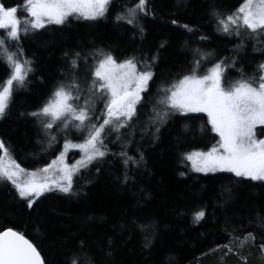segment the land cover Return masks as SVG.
<instances>
[{"label":"trees","instance_id":"1","mask_svg":"<svg viewBox=\"0 0 264 264\" xmlns=\"http://www.w3.org/2000/svg\"><path fill=\"white\" fill-rule=\"evenodd\" d=\"M136 3L109 0L101 17H68L19 40L0 30L31 68L0 116V142L10 154L0 150V165H19L21 176L48 166L64 144L87 137V129H46L50 118L32 115L60 80L84 76L87 87L98 60L109 55L152 73L135 114L124 127L105 126L104 156L72 173L69 191L60 190L68 183L63 177L49 192L23 198L12 181L0 180V231L24 235L44 264H264V182L190 172L183 156L215 143L206 116L168 112L161 119L153 108L159 91L192 75L203 57L207 69L221 64L223 78L249 74L250 68L260 73L264 41L218 32L220 19L234 14L242 0H146V11L133 18L128 12ZM0 5L19 9L24 0ZM10 73L11 65L0 59V85ZM78 95L72 103L84 106L88 93ZM92 101L90 123L99 126L101 91ZM199 211L204 217L197 221Z\"/></svg>","mask_w":264,"mask_h":264},{"label":"snow or ice","instance_id":"2","mask_svg":"<svg viewBox=\"0 0 264 264\" xmlns=\"http://www.w3.org/2000/svg\"><path fill=\"white\" fill-rule=\"evenodd\" d=\"M108 3L109 0H24V5L19 9L0 5V29H9L6 36L19 40L21 32L27 34L29 26L31 29H38L45 24H62L73 15L85 19L101 17L107 11ZM145 4L146 0H137L136 5L129 9L128 15L135 18L137 11L145 12ZM18 11L21 16L17 15ZM25 12L27 17L32 19L25 17ZM128 22L131 23L132 19ZM219 23L225 32L231 31L233 25L236 28L246 27L254 33L258 29L264 31V0H242L236 13L220 19ZM5 39V36H0V59H6L13 71L5 84L0 85V116H3L8 107L14 82L18 86L23 85L27 73L31 71L28 66L30 62L21 61L19 57L22 53L12 51ZM261 67L264 68V65ZM222 72L221 64H216L209 72L199 76L195 74L194 69L192 75L185 76L167 90L170 94L161 100V103L182 114L206 113L212 130L220 137L218 145L210 151L193 152L187 156L195 171H227L238 177L264 180V139H257L255 132L258 125L264 126V76L260 77V82L256 85L242 80L235 85L223 87ZM94 75L96 80L102 83L94 81L93 87L102 92L106 89V94H110L106 102L107 118L101 125L88 123L91 119L89 102L86 101L84 106L72 103L79 100V96H74L71 91L72 88H78L75 83L67 88L62 86L57 89L53 98L39 112L32 113L33 116L51 118L45 124L46 128H52L57 121H62L63 127H68L76 121L78 123L73 124V127L81 131L88 130L85 142L73 145L85 153L79 166H87L96 157L104 156L100 146L103 145L102 133L105 126L116 121L115 128L124 127L121 117L130 120L135 114L140 92L146 89L152 73H137L133 61L117 64L109 55L100 61ZM166 115L167 112L162 114ZM0 150H3L5 156L10 155L3 142H0ZM15 169L9 170L0 165V180L12 181L21 197L34 194L38 196L47 188L46 179L36 183L35 173H25L29 179L20 180L19 173L24 170L20 169L19 165H15ZM43 171L47 172L48 169ZM72 171L70 168L65 172L64 178L68 183L60 188L61 191H69ZM203 217L204 212L199 211L194 219L199 221ZM0 264H43V261L32 243L16 231L7 229L0 231ZM73 264H76L75 260Z\"/></svg>","mask_w":264,"mask_h":264},{"label":"rangeland","instance_id":"3","mask_svg":"<svg viewBox=\"0 0 264 264\" xmlns=\"http://www.w3.org/2000/svg\"><path fill=\"white\" fill-rule=\"evenodd\" d=\"M242 4V3H241ZM241 4L238 6L237 10L239 9V7L241 6ZM236 10V11H237ZM21 14L20 11L17 12V14ZM236 13V12H235ZM22 15V14H21ZM23 15L25 17H27V13H23ZM28 19H32L31 17H27ZM69 18H77V19H80V20H92V19H85L81 16H77V15H73V16H69ZM47 25H60V24H45V26ZM44 26V27H45ZM38 28V29H31L30 26H29V31L27 32V34H24L23 32H21V35H28V36H32V35H36V34H42L43 33V28ZM0 30H3L4 33L6 34L9 29H0ZM218 32L223 35V36H227V37H231L232 35H238V36H243V40L244 41H247V42H251L253 40H261V41H264V31L262 30H257V32H252L250 29H247L246 27H239V28H236L235 25L232 26V30L229 31V32H225L223 31L222 29V26L219 25L218 26ZM11 39V38H9ZM244 54V53H242ZM104 57L100 58L98 60V62L96 63L95 65V68H94V71H93V74H92V77L95 78V80L93 81H90L89 82V85L86 87V80L84 78V74L86 73V71L82 72V76H83V81L82 79H79V81H76L75 79L72 78V83H69V82H66L64 81L63 79L60 80V85L57 86V89H59L60 87L64 86V87H68L69 85H72L73 83H75L76 85H78V88H72L71 91L73 93V95H78L79 93H81L82 91H85L86 93H88V97L86 99H84V101L86 102H89L88 103V106L92 104V100L93 98L95 97L96 93L100 92L99 89L97 88H94L93 87V82L95 81L96 83H102L101 81H97L96 80V77L94 75L95 73V69L96 67L98 66V64L100 63L101 60H103ZM6 63L8 64V66H10V64L7 62V60L5 59ZM117 64H122L126 61H129V60H125V61H116L114 60ZM136 65V64H135ZM216 64H214L213 66H210L208 69H207V65L205 63V58L203 57V59L201 60V63L197 65V68L202 70L201 72H198V69L195 70V73H202L201 75H203L204 73H207L209 72ZM264 65V64H262ZM261 65V66H262ZM260 66V73H258L257 71L255 70H252L251 71V68H250V73L249 74H245V75H238L237 77H233V78H223L224 74L222 72V78H221V85L223 87H226V86H229V85H235L237 82L239 81H248V82H251L252 84L256 85L260 82V77L261 76H264V68H262ZM223 68V67H222ZM12 67H11V73H10V76L12 74ZM223 71H224V68H223ZM136 72L139 73L141 72V70L138 68V65H136ZM72 77H75L76 74L74 73V71L70 74ZM81 75V74H80ZM9 79V78H8ZM7 79V80H8ZM184 78H181L180 80H178L177 82H175L173 85H176L179 83V81L183 80ZM6 80V81H7ZM224 81V82H223ZM5 84V83H4ZM173 85L170 87H163L159 92L161 94H158L155 98H154V102H153V108H154V115H156V113L159 114V116H162V114L164 113V108H166V112H174V113H177V114H182L180 111L178 110H175V109H171L169 107H167L165 104H162L161 103V100H163L167 95H169L170 93L167 91L168 89H171L173 87ZM16 83L14 82V85H13V90L16 88ZM86 87V88H85ZM134 87V85H133ZM85 88V90H84ZM56 89V90H57ZM94 90H96V92H94ZM143 92V91H142ZM140 92V97H141V93ZM55 93V92H54ZM54 93L52 94L51 98L48 100V102L53 98L54 96ZM102 93V96L105 98V106L102 108V117H101V124L103 123V120L106 117V102L109 98V95L110 94H106L107 93V90L105 89L103 92L101 91ZM79 96V95H78ZM82 101V100H80ZM47 102V103H48ZM73 102V101H72ZM139 102V101H138ZM46 104L42 105L41 107L43 108ZM137 105V104H136ZM135 105V106H136ZM187 114H204L207 118V121L209 120L208 116L206 113H192V112H189ZM182 115H186V114H182ZM43 118H46L45 116H42ZM165 116H162V118H164ZM50 118V117H49ZM161 118V119H162ZM51 119V118H50ZM49 119V120H50ZM121 121H126V119L124 117H121ZM74 122V121H73ZM73 122L71 124H69L68 127H63V122L62 121H57L56 123L53 124L54 125H57L59 128L61 129H65V130H74V129H77L75 127H73ZM163 122V121H162ZM88 123H90V121H88ZM117 122L116 121H113V125H115ZM209 123V122H208ZM210 125V128H211V131H212V134L214 135L215 137V143L214 145L210 146L208 149L206 150H203V151H196V150H192V151H188L184 156H183V161L185 164H187L188 168H189V171L192 172V173H195V174H200V175H209V174H214V173H218V172H224V173H230L231 175H233L235 178H239V179H249V180H252V181H263L264 180H253V179H250V178H247V177H243V176H236L233 172H227V171H210V172H197L195 171L194 169V166H193V163L192 161L188 160L187 159V156L192 154L193 152H208L211 150L212 147L214 146H217L218 143H219V140H220V137L212 130V126L211 124L209 123ZM46 128V127H45ZM46 129H49V128H46ZM78 130V129H77ZM78 132H80V130H78ZM255 132L257 134V139H264V135H262V133H264V126H257L256 129H255ZM122 141V144H126L124 142L123 139H121ZM85 141L83 142H73V143H66L64 144L63 148L61 149V151L57 154L56 158L48 165L46 166L45 168L37 171V172H34L36 175L34 177V180L36 183H41V182H44L45 179L47 181V188L42 192V194L40 195H32V196H28V197H23V198H37L47 192H49V190L51 189H54V185L56 186H59V183L65 181V180H62V178L65 176V172L68 170V169H73L72 173L76 172L77 170H79L80 168L84 167V166H79V162L82 160V158H84L85 156V153L83 151H81L79 148L77 147H73V145H79V144H82L84 143ZM66 145H68V147H66ZM127 145V144H126ZM125 145V146H126ZM221 151H223L221 149ZM77 154L76 157H74L72 159V154ZM75 154V155H76ZM63 156V161H61V157ZM69 159H72L69 161ZM2 166L4 167H7L9 168V170H16L14 169V166L11 164L9 165L8 163L6 162H3L2 163ZM44 169H48L47 172H44L43 170ZM21 173H19V176L18 178L20 180H26V179H29V176L28 175H25V176H21L20 175ZM31 174V173H29ZM57 178V179H55ZM15 186V185H14ZM60 188L62 187L61 185L59 186ZM15 189L16 191L18 192V194L20 195L19 193V190L17 189V187L15 186ZM21 196V195H20Z\"/></svg>","mask_w":264,"mask_h":264},{"label":"water","instance_id":"4","mask_svg":"<svg viewBox=\"0 0 264 264\" xmlns=\"http://www.w3.org/2000/svg\"><path fill=\"white\" fill-rule=\"evenodd\" d=\"M4 230H7V229H4ZM4 230H3V231H4ZM13 231H15V230H13ZM16 232H17V231H16ZM17 233L20 234V235H22V234L19 233V232H17ZM22 236H24V235H22ZM24 238L27 239L25 236H24ZM27 240H28V239H27ZM28 241H29V240H28ZM29 242H30V241H29ZM30 243H31V242H30ZM33 246H34V245H33ZM34 247H35V246H34ZM40 257H41V256H40ZM41 260H42V258H41ZM42 261H43V260H42ZM43 264H44V263H43Z\"/></svg>","mask_w":264,"mask_h":264}]
</instances>
